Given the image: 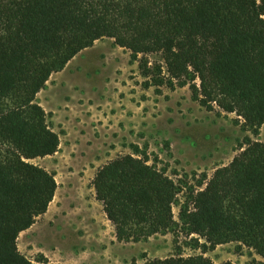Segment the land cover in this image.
I'll return each mask as SVG.
<instances>
[{
	"label": "trees",
	"instance_id": "16d2710c",
	"mask_svg": "<svg viewBox=\"0 0 264 264\" xmlns=\"http://www.w3.org/2000/svg\"><path fill=\"white\" fill-rule=\"evenodd\" d=\"M101 38L133 60L141 56L147 85H188L202 107L235 113L253 135L264 125V0H0V264H34L17 239L57 187L53 174L30 162L54 155L60 143L35 98L51 74ZM150 54L162 61L157 73L142 64ZM239 150L199 183L177 220V185L136 153L97 170L95 199L118 241L178 225L207 249L235 242L264 259V142L245 139ZM145 264L217 263L174 254Z\"/></svg>",
	"mask_w": 264,
	"mask_h": 264
},
{
	"label": "rangeland",
	"instance_id": "374dc122",
	"mask_svg": "<svg viewBox=\"0 0 264 264\" xmlns=\"http://www.w3.org/2000/svg\"><path fill=\"white\" fill-rule=\"evenodd\" d=\"M140 58L133 60L113 39H98L51 74L37 94L60 143L54 155L30 162L53 174L57 187L46 212L19 234V251L34 264H145L174 254H202L217 264H264L235 242L207 249L178 225L149 240L116 239L92 187L95 173L110 160L136 153L165 171L178 187L177 220L192 191L227 165L245 139L264 142V125L253 135L235 113L202 107L188 85H147ZM143 59L157 73L159 55Z\"/></svg>",
	"mask_w": 264,
	"mask_h": 264
},
{
	"label": "crops",
	"instance_id": "0c3cea01",
	"mask_svg": "<svg viewBox=\"0 0 264 264\" xmlns=\"http://www.w3.org/2000/svg\"><path fill=\"white\" fill-rule=\"evenodd\" d=\"M108 221H109V220H108ZM109 222H110V221H109ZM112 226H113V225H112ZM113 228H114V227H113ZM114 234H115V232H114ZM156 235H157V234H156ZM151 237H152V236H151ZM151 237H149L148 240H149Z\"/></svg>",
	"mask_w": 264,
	"mask_h": 264
}]
</instances>
